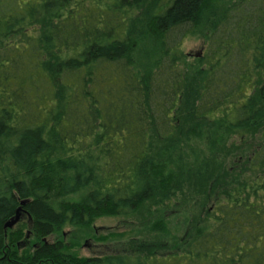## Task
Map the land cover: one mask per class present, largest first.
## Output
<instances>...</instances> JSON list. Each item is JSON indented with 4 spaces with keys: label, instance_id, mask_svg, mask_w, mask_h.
I'll list each match as a JSON object with an SVG mask.
<instances>
[{
    "label": "trees",
    "instance_id": "obj_1",
    "mask_svg": "<svg viewBox=\"0 0 264 264\" xmlns=\"http://www.w3.org/2000/svg\"><path fill=\"white\" fill-rule=\"evenodd\" d=\"M188 204L180 253L61 234ZM0 264H264V0H0Z\"/></svg>",
    "mask_w": 264,
    "mask_h": 264
},
{
    "label": "rangeland",
    "instance_id": "obj_2",
    "mask_svg": "<svg viewBox=\"0 0 264 264\" xmlns=\"http://www.w3.org/2000/svg\"><path fill=\"white\" fill-rule=\"evenodd\" d=\"M205 46L206 38L200 35L184 39L181 50L189 58H193L198 53H202ZM187 207L188 209L183 211L184 208L179 210L178 206L172 205L168 210L163 211L161 214L166 217L160 223L163 227V231L160 232L153 231L152 219L149 222L144 219L145 213H140L130 217H102L95 220L90 228L66 227L61 234L63 238L75 244V252L80 257L112 254L141 256L150 251H156L160 256L180 253L178 249L181 248L191 224L194 223L190 220L194 217L195 210L191 209L193 207H190V204ZM21 219L24 224L26 220ZM61 234L49 237L47 240H55L62 237ZM181 237L185 239L181 240Z\"/></svg>",
    "mask_w": 264,
    "mask_h": 264
},
{
    "label": "water",
    "instance_id": "obj_3",
    "mask_svg": "<svg viewBox=\"0 0 264 264\" xmlns=\"http://www.w3.org/2000/svg\"><path fill=\"white\" fill-rule=\"evenodd\" d=\"M23 204H24V202L21 203V205H23ZM19 211H20V208L16 211L14 217L11 220H9L8 222L5 223V225H4L5 228L11 229L17 224V222L20 219Z\"/></svg>",
    "mask_w": 264,
    "mask_h": 264
}]
</instances>
